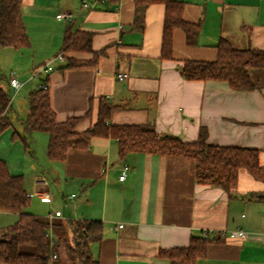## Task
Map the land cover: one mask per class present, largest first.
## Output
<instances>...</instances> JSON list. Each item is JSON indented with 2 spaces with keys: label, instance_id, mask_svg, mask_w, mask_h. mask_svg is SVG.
Segmentation results:
<instances>
[{
  "label": "crops",
  "instance_id": "0c3cea01",
  "mask_svg": "<svg viewBox=\"0 0 264 264\" xmlns=\"http://www.w3.org/2000/svg\"><path fill=\"white\" fill-rule=\"evenodd\" d=\"M181 1L184 19L200 23V33L196 43L189 45L186 32L176 28L173 58L164 59L163 4L149 5L139 28L134 25L135 0H23L31 48L36 39L54 45L38 55L45 62L37 64L36 53L29 59L32 78L46 64L51 67L41 75L43 79L39 77L36 88L48 83L58 121L90 112L81 129L97 121L105 100L113 107L111 124H146L184 141L197 140L205 128L211 144L260 149L264 166V69L250 70L257 86L252 90H237L220 80L191 81L180 72L187 59L215 60L222 39L237 49L264 50V0ZM67 13L71 16L66 19ZM68 26L72 31L92 32L93 51L64 53L61 47ZM57 50L64 60L56 58ZM67 57L85 65L64 68ZM56 59L58 64L53 65ZM11 77L18 78L22 87L12 97L8 115L14 111L21 119L29 111L28 94L33 90L27 86L32 78L21 81L16 72ZM22 128L12 126L0 134V160L11 174L23 176L30 202L36 198L49 208L35 214L61 211L51 219L103 222L102 239L90 244L100 264H170L161 250L188 246L192 237L206 232L214 237L239 227L246 237L213 241L196 264H264V202L249 197L264 193V182L246 170L240 171L236 189L228 193L198 183L192 158L143 152L121 156L113 137H93L89 149L71 150L65 160L36 161L35 141L28 149L22 139L13 138L15 130L24 132ZM49 137L38 131L33 140L47 149ZM125 167L127 175L121 180ZM57 181L59 197L73 202L66 217L61 203L54 202ZM78 189L84 195L76 200ZM42 191H49L50 201L37 194ZM17 220V214L0 211V239Z\"/></svg>",
  "mask_w": 264,
  "mask_h": 264
},
{
  "label": "trees",
  "instance_id": "16d2710c",
  "mask_svg": "<svg viewBox=\"0 0 264 264\" xmlns=\"http://www.w3.org/2000/svg\"><path fill=\"white\" fill-rule=\"evenodd\" d=\"M151 4L165 6L162 58H173V33L176 28L186 32L189 45L196 43L201 25L184 19V2L181 0H135L136 27L143 28L145 10ZM22 5L23 0H0V53L3 47L19 49L31 45L22 16ZM92 38V32L72 31L68 26L61 49L64 53L91 52ZM83 65V61L67 57L64 68ZM253 68L264 69V50L237 49L228 40L222 39L215 60L187 59L180 72L187 80H220L237 90H252L257 87L250 74ZM2 78L4 76L0 74ZM10 79L7 89L0 84V134L13 126L8 115L12 105ZM28 108V114L22 120L24 132L15 130L13 138L22 139L28 149H33L34 133H49L47 151L52 160H65L71 150L89 149L93 137H113L118 140L121 156L143 152L192 158L198 183L220 187L228 193L236 189L242 169L264 182L260 149L211 144L205 128L197 140L184 141L162 135L146 124L114 125L109 123L113 107L101 100L97 121L81 129L80 125L89 119L90 112L58 121L51 106L49 89L42 87L28 94ZM249 197L264 202V193H251ZM30 200L23 176L11 174L6 162L0 160V211L18 215V220L7 227L0 239L2 264H100L90 244L103 237L104 225L101 220H52L48 215L27 211ZM214 239L204 235L194 236L188 246L163 249L160 255L167 258L170 264H196L198 259L207 255L208 246L213 241L221 240V237Z\"/></svg>",
  "mask_w": 264,
  "mask_h": 264
},
{
  "label": "rangeland",
  "instance_id": "374dc122",
  "mask_svg": "<svg viewBox=\"0 0 264 264\" xmlns=\"http://www.w3.org/2000/svg\"><path fill=\"white\" fill-rule=\"evenodd\" d=\"M36 40L34 42V43H36L34 45V48H33V46H32V48L30 46L29 48L25 47V48L14 49V48H9V47H3L1 49V53H0V74L3 75L4 78L0 79V84L2 86H4L6 89L9 86L8 83H9V79L11 78V74L12 73L16 72L18 74V76H19L21 81L26 79V78H30L31 77V75H32L31 72L32 71L29 69V66H30V60L29 59H31L32 56L35 55L34 53H36L37 56L38 55L43 56L44 52H46L49 48L54 47L53 44L46 43V42L38 43V42H36ZM38 41H41V40L39 39ZM57 52H58V50L55 51V53H54L55 56H57ZM50 58H52V57H50ZM35 60H36V62H38L37 64H39L41 62H45V61H43L42 58L40 59L39 56L37 58H35ZM55 61L56 62H54L53 65L58 64L57 63L58 60L56 59ZM18 68H22V70L18 72ZM38 72H40V73H38ZM41 75L45 76L43 68H41L40 70H37V74L35 75V77H33V78L31 77L32 79L30 78L31 81L28 83L27 88H29L30 90H33V91L36 90L38 82L41 81L39 79V77L43 79V77ZM27 88H23V90L27 91ZM11 92H12V97H13L15 92L14 91H11ZM27 114H28V111H27ZM9 115L11 117V120L13 122V126L15 128L23 127L22 120L27 116L26 113L23 114L24 116L22 115L21 119H19L17 117V115H15L14 111H12V112L10 111ZM39 134H41V135L43 134L44 135L45 133L40 132ZM34 141H35L34 142V144H35L34 148L37 149L35 151V153L33 154L34 157H35V160L37 161V160L43 159V160H46L48 162L49 161L48 160L49 157L46 155L47 154V149L45 147H42V144H40V142H39V144L37 146L36 145V140H34ZM53 186H54L53 196H54V199H55L54 202L57 201V203H59V204L61 203L60 207L62 208V210H64L63 212H64L65 217H66L67 216L66 214L73 207V202L69 201L68 203H66L62 198L59 197L60 196V190L57 188L59 186V181L55 182L53 184ZM77 191H78L77 192L78 197H77L76 200L79 199L80 195L82 197L84 195V194H81V191H79V189ZM33 202H34V205H33ZM35 210H38V211H41V212H47L49 210V208L46 209V207L41 205V203L36 198H34L32 200V202H30V205L28 206L27 211L33 212ZM33 213H35V212H33ZM41 215L45 216L44 214H41ZM69 236L71 238V234H69Z\"/></svg>",
  "mask_w": 264,
  "mask_h": 264
},
{
  "label": "built area",
  "instance_id": "2783aa9c",
  "mask_svg": "<svg viewBox=\"0 0 264 264\" xmlns=\"http://www.w3.org/2000/svg\"><path fill=\"white\" fill-rule=\"evenodd\" d=\"M102 1L105 2V0H102ZM70 16H71V14H69V13L64 14V18H66V19L68 17H70ZM57 56H58V57H56L57 59H59L61 61L64 60V54L63 53H59ZM43 69H44V72H46V73L51 71V67H50L49 64H46L45 66H43ZM119 78L121 80H123L124 79V75H119ZM10 85L13 88L14 92H18L20 90V88L22 87L21 82L16 77H11ZM40 87H42L44 89H47V90L49 89V85L46 82L43 85H41ZM127 170H128V167H125V169L123 170V172H122V174L120 176L121 180L125 179V177L127 175ZM37 194L41 197L42 200L50 201V199H51L49 191H42V192H38ZM60 215H61V211H56L55 213L49 214L48 216L50 218H53L55 216H60ZM212 234L213 233H207L206 232L203 235L205 237H208V238H210V237H212V238L222 237L223 238L224 237V238L234 239V238H238V237H241V238L246 237V231L243 228H240V227L235 229V230H231V231H220L214 237L212 236ZM56 257L57 256H54V258H56Z\"/></svg>",
  "mask_w": 264,
  "mask_h": 264
}]
</instances>
